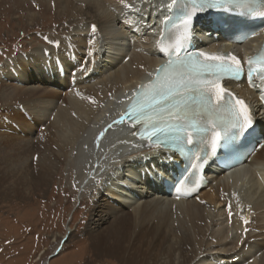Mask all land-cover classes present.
Listing matches in <instances>:
<instances>
[{"label":"bare ground","instance_id":"obj_1","mask_svg":"<svg viewBox=\"0 0 264 264\" xmlns=\"http://www.w3.org/2000/svg\"><path fill=\"white\" fill-rule=\"evenodd\" d=\"M39 2L66 21L70 36L0 63V196L28 198L22 191L42 189L65 164L74 167L82 191L89 188L97 199L91 223L95 245L127 250L124 261L264 264V241L253 243L250 234L262 230L258 219L251 223L254 215L264 214V189L257 178L263 176L264 148L239 175L227 178L212 166L206 174L210 185L199 188L198 197L166 198L160 181L174 170V152L147 142L133 147L127 122L113 123L121 119L123 95L137 89L159 63L157 52L140 44L159 13L143 23L145 12H124L127 0ZM40 18L26 13L24 22L33 26ZM205 27L200 23L196 33ZM209 42L216 45L212 38ZM227 87L237 88L257 109L256 95L245 85ZM24 174H29L26 183Z\"/></svg>","mask_w":264,"mask_h":264},{"label":"rangeland","instance_id":"obj_2","mask_svg":"<svg viewBox=\"0 0 264 264\" xmlns=\"http://www.w3.org/2000/svg\"><path fill=\"white\" fill-rule=\"evenodd\" d=\"M48 9L39 0H0V63L49 40L70 36L66 21L57 18L52 8ZM32 12L41 18L33 26H27L24 16ZM33 159L35 163L36 157ZM64 165H60L42 189L30 187L22 191L28 198L17 197L11 201L0 196V264H41L57 251L59 254L50 259L49 264H140L139 259L136 263L124 261L127 250L95 245L91 223L97 199L92 190L87 188L83 192L75 183L74 167ZM28 177L29 174L23 177V183ZM1 184L0 181V195ZM200 202H204L203 197ZM256 219L262 230L252 229L253 243L264 241V214L254 216L251 226ZM216 226L215 223L214 228Z\"/></svg>","mask_w":264,"mask_h":264},{"label":"snow or ice","instance_id":"obj_3","mask_svg":"<svg viewBox=\"0 0 264 264\" xmlns=\"http://www.w3.org/2000/svg\"><path fill=\"white\" fill-rule=\"evenodd\" d=\"M234 3L236 0H189L184 14L173 21L171 27L180 33L175 42V58L173 52L167 53V63L157 70L152 82L141 87L126 113L133 126L143 125L138 136L149 141L150 146L184 151V144L203 141L206 137L201 134L210 131L211 149L215 152L222 133L223 146L229 150L238 146L236 140L240 135L251 134L253 121L248 106L221 84L226 78L238 80L245 75L241 61L235 55L223 57L204 52L180 56L181 40L187 37L198 12L212 8L230 10ZM91 30L95 33L96 26L92 25ZM246 78L253 86L255 81L264 83V54L247 60ZM113 123H124V118ZM103 135L102 132L100 136ZM204 159L206 162L207 156ZM186 179L187 176L177 181V193Z\"/></svg>","mask_w":264,"mask_h":264}]
</instances>
